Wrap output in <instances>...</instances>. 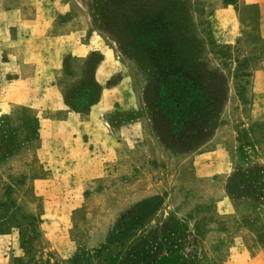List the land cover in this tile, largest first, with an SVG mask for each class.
Here are the masks:
<instances>
[{
    "label": "rangeland",
    "instance_id": "rangeland-1",
    "mask_svg": "<svg viewBox=\"0 0 264 264\" xmlns=\"http://www.w3.org/2000/svg\"><path fill=\"white\" fill-rule=\"evenodd\" d=\"M92 1L0 0V120L19 131L0 161V264H120L170 220L183 264H264V0H178L189 98L153 91Z\"/></svg>",
    "mask_w": 264,
    "mask_h": 264
},
{
    "label": "trees",
    "instance_id": "trees-1",
    "mask_svg": "<svg viewBox=\"0 0 264 264\" xmlns=\"http://www.w3.org/2000/svg\"><path fill=\"white\" fill-rule=\"evenodd\" d=\"M91 13L95 23L119 38L121 48L136 61L153 91L189 98L190 85L196 80L198 50L180 1L93 0ZM23 124L28 138L39 136L37 121L25 118ZM18 135L6 118L0 120V161L15 153ZM154 202L126 217L109 237V244L127 238L143 211ZM185 232L184 223L170 220L159 232L150 233L131 247L120 264H183L179 251Z\"/></svg>",
    "mask_w": 264,
    "mask_h": 264
},
{
    "label": "crops",
    "instance_id": "crops-1",
    "mask_svg": "<svg viewBox=\"0 0 264 264\" xmlns=\"http://www.w3.org/2000/svg\"><path fill=\"white\" fill-rule=\"evenodd\" d=\"M9 16H11L10 14L3 16L4 21H6ZM13 16V21H16L15 23V27L16 25H18L19 27H21V29H26V30H31L32 34L34 35L36 33V27L33 23V21H23L21 19H18L15 15ZM1 23H4L3 21H1ZM9 24L8 22L5 23V26ZM34 39V36L30 38V41H32ZM262 163H264V151H262L261 153L254 155L253 158L250 161V164L255 166H260L262 165Z\"/></svg>",
    "mask_w": 264,
    "mask_h": 264
}]
</instances>
